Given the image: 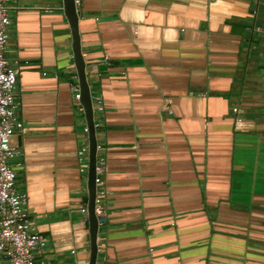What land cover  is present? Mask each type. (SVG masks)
I'll use <instances>...</instances> for the list:
<instances>
[{"label": "crops", "instance_id": "0c3cea01", "mask_svg": "<svg viewBox=\"0 0 264 264\" xmlns=\"http://www.w3.org/2000/svg\"><path fill=\"white\" fill-rule=\"evenodd\" d=\"M7 5L16 187L48 263L89 264V128L63 0ZM75 7L105 190L95 261L264 264V0Z\"/></svg>", "mask_w": 264, "mask_h": 264}, {"label": "built area", "instance_id": "2783aa9c", "mask_svg": "<svg viewBox=\"0 0 264 264\" xmlns=\"http://www.w3.org/2000/svg\"><path fill=\"white\" fill-rule=\"evenodd\" d=\"M7 1L0 0V264H49L44 255L46 239L30 216L26 193L16 187V172L10 164V160L18 154L11 137L15 131L23 129V124L16 115L17 69L5 54L10 24ZM74 4H80V0H74ZM262 42L264 44V35ZM71 89V98L80 103L79 109L82 111L79 86L72 83ZM97 102L100 103V99ZM233 110L237 111V107ZM84 131L87 132L88 127ZM84 153L85 148L78 150L79 158ZM80 170L84 168L80 167ZM102 172L103 167L95 165L96 187L103 184ZM104 195L103 189L95 192L94 213L97 223L106 220ZM81 211L87 210L82 208ZM94 264L102 263L95 261Z\"/></svg>", "mask_w": 264, "mask_h": 264}, {"label": "water", "instance_id": "95a60500", "mask_svg": "<svg viewBox=\"0 0 264 264\" xmlns=\"http://www.w3.org/2000/svg\"><path fill=\"white\" fill-rule=\"evenodd\" d=\"M63 8L65 16L70 25L72 35V51L74 57V64L78 75V84L81 94V104L84 109V116L86 124L89 128V160H88V175H87V188H88V222L90 233V260L89 264H94L97 253L96 234H97V217L94 213V198L96 192L95 178V165H96V136L95 128L93 125V106L91 101L90 89L85 74L84 59L80 49V39L78 33V13L74 4V0H63Z\"/></svg>", "mask_w": 264, "mask_h": 264}]
</instances>
